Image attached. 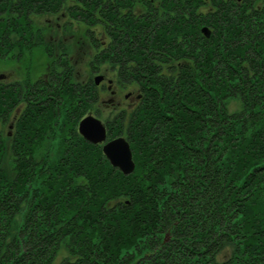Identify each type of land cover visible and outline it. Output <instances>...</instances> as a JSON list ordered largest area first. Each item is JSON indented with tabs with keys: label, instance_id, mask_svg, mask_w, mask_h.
<instances>
[{
	"label": "trees",
	"instance_id": "trees-1",
	"mask_svg": "<svg viewBox=\"0 0 264 264\" xmlns=\"http://www.w3.org/2000/svg\"><path fill=\"white\" fill-rule=\"evenodd\" d=\"M78 1L0 0V55L36 45L34 15L65 10L96 47L89 25H104L95 57L138 86L129 112L106 122L127 137L134 170L79 134L96 88L71 82L67 48L35 83L0 82V123L20 107L7 144L14 174L0 164V264H264V0L218 7L217 29L196 38L180 35L194 31L181 13H154L142 28L115 0ZM54 122L56 154L36 160Z\"/></svg>",
	"mask_w": 264,
	"mask_h": 264
},
{
	"label": "rangeland",
	"instance_id": "rangeland-1",
	"mask_svg": "<svg viewBox=\"0 0 264 264\" xmlns=\"http://www.w3.org/2000/svg\"><path fill=\"white\" fill-rule=\"evenodd\" d=\"M68 5L78 6L74 0H67ZM208 7H201V11H208ZM31 17V16H30ZM37 24L41 25V32L39 31L34 39V43L30 48L19 46L12 47L13 49L5 54L0 55V73H5L6 78L0 80V82L11 83H35L38 78L46 76L48 73L47 68L52 67L54 63V57L61 52L62 48L68 49V73L70 74L71 82L89 87L91 84L96 88V99L92 100L85 110L83 117L88 114H92L99 118L105 125L107 120H111L120 111L125 110L129 112L131 106L136 101L135 95L138 92V86L136 83H123L117 78L118 65L110 61H99L95 57L98 51L107 44L108 37L103 35L104 25L95 23L89 25L91 27L90 34L94 40L98 41V46H94L89 34H87V27L83 22L77 23V20H72L71 27L67 25L70 17L66 14L65 10L58 11V13H45L42 15L32 16V19ZM89 30V29H88ZM41 37V38H39ZM55 43L56 46L52 51L44 48V43ZM11 49V48H10ZM3 52V51H2ZM50 55V56H49ZM96 69V70H95ZM102 75L108 83H111L110 89L107 87L108 83L105 81H99L98 85L94 83V77ZM90 82V83H89ZM110 90H116L115 94H112ZM130 92V93H129ZM130 94L127 98V96ZM228 109L233 112L239 109V100L234 97H229ZM20 109V107L11 112L4 124L0 123V139L4 143V156L2 157L0 164L4 169V172L8 176L14 174L13 157L8 142H10L11 133L14 131V115ZM81 117V119L83 118ZM80 119V120H81ZM79 120V121H80ZM78 121V123H79ZM77 123V129H78ZM107 129V126H106ZM8 134V135H7ZM61 133L58 130L57 124L54 122L49 125L47 133L43 136V140L37 145L34 157L36 160L43 158L45 155L56 154V150L60 141ZM127 141L125 134H120ZM118 137V136H115ZM114 138L108 133L106 140ZM6 146V147H5ZM102 147V144H100ZM231 248L225 249L221 255L218 256V260L229 254ZM66 255V253H61ZM60 255V256H61ZM59 259V258H58Z\"/></svg>",
	"mask_w": 264,
	"mask_h": 264
},
{
	"label": "flooded vegetation",
	"instance_id": "flooded-vegetation-1",
	"mask_svg": "<svg viewBox=\"0 0 264 264\" xmlns=\"http://www.w3.org/2000/svg\"><path fill=\"white\" fill-rule=\"evenodd\" d=\"M76 5H80L83 6L82 2H79L78 0H74ZM87 2H85V4H92L94 5L97 1L94 0H86ZM254 3V4H262L261 0H129V1H124V0H115L114 3L118 6V8L121 9H125V13L127 11H130L132 16H127L130 17L132 19H138L140 20V24L142 26V28L144 27V25L146 24L145 21L142 20H147L148 18L151 19V16L154 13H159L164 15V13H166V15L164 17H171L170 14H173L174 12L176 13H181L182 16L186 17L187 23L190 25V23L192 22L194 25V31H183L180 33V35L184 36L187 35L190 38L191 37H197L199 32L203 33L205 36H209L210 33L214 30L217 29V24L215 25L214 22H211V20L215 19V11L217 10V8H224V7H228V8H238L244 4H249V3ZM84 4V5H85ZM208 7V11L203 12L201 11V7ZM122 11V10H121ZM201 14L210 16V25L208 24H202L200 25V20H201ZM125 17V18H127ZM163 18V17H162ZM204 18V17H203ZM206 27L209 31V35H206L203 31L202 28ZM124 28L125 27H116L118 36H122V34L124 33ZM188 29H190L188 27ZM143 30V29H142ZM103 35L108 37L106 35L105 30H103ZM4 78H6V74L4 73ZM3 79V78H2ZM106 77L104 76L103 81H105ZM1 80V79H0ZM107 83L109 81V79H106ZM5 83H11V82H5ZM108 87V86H107ZM114 94L117 92L116 90H113ZM130 93V92H129ZM130 94H128L127 96H125L126 98L129 96Z\"/></svg>",
	"mask_w": 264,
	"mask_h": 264
},
{
	"label": "water",
	"instance_id": "water-1",
	"mask_svg": "<svg viewBox=\"0 0 264 264\" xmlns=\"http://www.w3.org/2000/svg\"><path fill=\"white\" fill-rule=\"evenodd\" d=\"M202 31L209 35L206 27H203ZM3 77L4 74L0 73V78ZM102 78V75L95 76V84H98ZM110 87L111 83L108 85L109 89ZM111 92L113 93V91ZM78 132L86 141L92 144H102L101 149L105 157L112 166L118 168L122 173L129 174L134 170L135 164L129 142L123 136L106 140L107 129L99 118L92 114L86 115L78 123Z\"/></svg>",
	"mask_w": 264,
	"mask_h": 264
}]
</instances>
